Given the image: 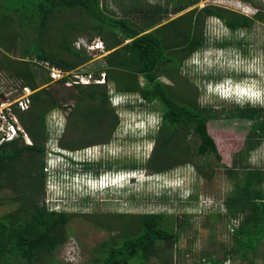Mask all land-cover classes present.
<instances>
[{"label": "trees", "instance_id": "trees-1", "mask_svg": "<svg viewBox=\"0 0 264 264\" xmlns=\"http://www.w3.org/2000/svg\"><path fill=\"white\" fill-rule=\"evenodd\" d=\"M175 3L177 9L173 13L179 14L197 5L199 0H176ZM67 13H78L88 23L69 22L63 28L57 27L56 47L48 46L53 20ZM210 17L222 21L231 31L251 29L256 21L264 23V14L260 11L249 17L222 7L207 6L199 13L193 9L164 25L147 29L108 13L101 0H0V44L7 42L6 46L10 47L15 40H21L25 43L23 56L43 65L34 70L30 67L32 62L12 61L11 58H7L8 64H0V68L15 70V76L23 80L22 88L32 91L27 99L28 108L16 113L24 132L33 141L25 144L21 131L13 139L0 138V205L17 204L13 212L0 215V264H59L54 254L65 243L66 227L74 217L65 211L48 208L44 199L47 182L44 157L50 154L44 145L50 136L47 119L50 113L63 107L49 86L45 87L52 79L43 63L71 73L92 60L85 50L72 44L67 37L69 31L88 30L106 44V51L110 53L104 58L105 67L95 76L101 80L105 74V83L74 81L77 102L69 113L68 125L81 124L86 132L102 130L105 139L102 144L105 145L112 140L119 126L118 106L113 105V98L137 94L148 105H160L161 122L157 131L151 133L155 147L148 161L142 165H123L122 169L139 171L147 168L159 174L201 158L203 164L196 166L198 172L206 179L214 176L215 171L209 170V160L221 161V156L208 132V123L217 117V112L201 106L197 98L178 95L175 88L161 79L167 74L176 80L183 64L206 47L207 38L203 33L205 21ZM152 19L151 25L156 22ZM7 39L11 40L10 44ZM230 44L223 43L222 46ZM236 44L242 46L244 43L238 40ZM236 48L241 53L238 46ZM141 78L145 80L144 85H141ZM67 79L64 78L62 83ZM111 84L116 91L109 88ZM234 105L236 109L226 115L227 119L254 121L246 149L251 152L264 140V101L250 100ZM62 146L70 150L80 147L75 141ZM26 156L29 161L22 166ZM63 158L67 160L62 166L65 175L71 174L72 178L81 164L75 157L65 155ZM103 167L111 169L113 166L90 163L80 172L90 178L99 176ZM228 173L234 174L231 170ZM263 179L261 172L249 174L243 184L236 186L237 197L234 198L256 203L233 229V246L225 251L226 260L233 256L247 264L257 263L256 248L264 241V204L257 202L263 193L255 185ZM8 188L15 195L4 198L1 192ZM132 219L138 223L139 230L125 231L119 241L110 239L98 245L95 248L97 260L93 264H146L158 256L160 244L176 242L179 238V234L170 229L164 214L145 213ZM250 253L253 259H249ZM170 260L165 262L172 264ZM209 261L223 264L217 260ZM261 261L264 264V255Z\"/></svg>", "mask_w": 264, "mask_h": 264}, {"label": "rangeland", "instance_id": "rangeland-1", "mask_svg": "<svg viewBox=\"0 0 264 264\" xmlns=\"http://www.w3.org/2000/svg\"><path fill=\"white\" fill-rule=\"evenodd\" d=\"M175 1L141 2L144 13L133 9L132 23L151 29V17L156 18V23L165 24L193 9L199 13V10L207 6H225L216 0H200L199 4L174 14V9H177ZM228 10L249 17L255 15L254 11L246 10L241 5L236 8L229 6ZM69 22L88 23L78 13L60 15L52 22L48 46L56 47L54 44L58 33L55 29L59 26L63 28ZM258 22L251 29L231 31L222 21L214 17L207 18L203 33L207 38L206 47L183 64L176 80L167 74L161 77L165 84L175 88L178 95L197 98L201 106L213 108L217 112V117L208 123V132L217 145L221 161L213 158L209 160V170L215 171L211 179H206L196 169L197 165L203 164L201 158L159 174L147 168L135 172L122 169L123 165H142L148 161L155 147L151 133L157 131L161 122L160 105H148L137 94L113 99L119 103V126L112 140L105 145L102 144L105 140L102 130L86 132L81 124L68 125L69 113L77 102L74 81L81 82L84 79V82H90V78L96 79V74L101 71L99 69L105 67V56L110 52L106 51L105 43V53L89 52L88 46L100 38L88 30L67 33L72 44L77 49L85 50L92 60L69 73L65 83L62 80L50 81L45 86H49V90L55 93L62 107H65L53 111L47 119L50 136L44 145L50 154L44 157L47 163L45 204L50 209L65 211L74 216L66 227L68 236L65 243L54 254L59 264H93L97 260L95 248L98 245L110 239L119 241L125 231H138V223L132 218L145 213L164 214L170 229L179 234L176 242L160 244L158 256L146 264H167L165 261L169 259H172V264H211L209 259L223 264H247L233 256L227 261L225 251L233 246V229L239 226L242 218L256 203L234 197H237V184H243L247 175L257 172L264 174V140L256 149L248 152L246 149L254 121L244 118L229 120L226 115L235 110L234 104L245 96L264 101V25ZM238 40L244 44L237 45ZM7 41L11 42L10 39ZM83 41L88 43L86 48L80 43ZM4 43V46L0 44V64H8L11 58L12 61L32 62L30 67L34 70L43 66L29 56H23L25 43L21 40H15L10 47L6 46L7 42ZM223 43L231 44L223 47ZM44 66L48 68L51 78L52 68L46 64ZM15 72L0 68V132L8 135L14 126L17 132L18 129L23 132L25 144H32L31 137L24 132L16 113L26 110L21 104L32 91L22 88L23 80L16 77ZM223 79L226 81L219 86L215 85L216 81ZM140 82L141 85L145 84L143 78ZM109 88L116 91L113 84ZM0 135L3 137L2 133ZM74 141L81 148L70 150L62 146ZM191 146H194L193 142ZM63 154L95 160L94 163L99 160L97 162L101 161L106 166L112 165L111 169H101L104 175L98 182L103 188L115 189L95 193L94 189L99 186L97 181L77 173L72 178L71 174L65 175L62 166L67 160ZM28 161V156L24 157L21 165L25 166ZM228 170L234 174L229 175ZM134 177L138 178L137 181L129 182ZM255 187L263 193L257 202L264 204V179ZM1 193L4 198L15 195L10 188ZM16 208L17 204L0 205V215L13 212ZM256 255V264H263L264 241L258 243ZM248 257L253 259L251 253Z\"/></svg>", "mask_w": 264, "mask_h": 264}, {"label": "crops", "instance_id": "crops-1", "mask_svg": "<svg viewBox=\"0 0 264 264\" xmlns=\"http://www.w3.org/2000/svg\"><path fill=\"white\" fill-rule=\"evenodd\" d=\"M101 1L105 7V10L108 13H110L113 16H116L118 18L127 19L132 23V22H134L133 17H134V12L136 10H138V12L141 11L142 13H144L143 12L144 7H141V4H142L141 2L146 3L147 1H150V0H101ZM216 1H219V3L225 5V6H222L225 9L226 8L228 9L229 6L236 8V7H239L241 5L246 10L254 11L255 14L259 11L264 14V0H216ZM199 3H200V0H199ZM134 5H136V7H134ZM148 7H150V9H151L150 5ZM155 7H156V5H155ZM133 9H135V11ZM144 16H145V14H144ZM146 17L147 16H145L144 19H146ZM154 19L156 20V18H154ZM152 21H153V19H152ZM258 23L264 25L263 22H258ZM154 25H155V27H157L158 25L161 26L164 24L154 22L153 26ZM102 53H105V50ZM84 175H85V173H84Z\"/></svg>", "mask_w": 264, "mask_h": 264}, {"label": "built area", "instance_id": "built-area-1", "mask_svg": "<svg viewBox=\"0 0 264 264\" xmlns=\"http://www.w3.org/2000/svg\"><path fill=\"white\" fill-rule=\"evenodd\" d=\"M81 44H83V46L86 48L87 47V42H80ZM104 43L101 41V40H96L94 41L91 45L88 46V51L89 52H104ZM44 65L46 63H43ZM48 67L49 65L46 64ZM53 72L51 73V78H52V82H57V81H61L63 80L64 78L68 77L69 76V73H66V72H63L59 69H56V68H52L51 69ZM93 74H91L90 76H92ZM90 82L87 80L86 82H84V79H81L80 81L81 82H78V83H81V84H89V83H92L93 80H95L96 82L95 83H105V80H106V75L105 74H102V79L101 80H97V79H92L90 78ZM104 82H103V81ZM28 100H25L24 102H22L21 104V107L23 108V106H25V108L27 109L28 108ZM14 135H17V131H16V128H14V126L12 127L10 133H8V135L6 134L5 136H3V138H5V140H10L12 138H14Z\"/></svg>", "mask_w": 264, "mask_h": 264}, {"label": "clouds", "instance_id": "clouds-1", "mask_svg": "<svg viewBox=\"0 0 264 264\" xmlns=\"http://www.w3.org/2000/svg\"><path fill=\"white\" fill-rule=\"evenodd\" d=\"M219 49V48H218ZM220 50V49H219ZM199 53V52H198ZM224 81H226V79L224 80H218V81H216V83H215V85H217V86H219L220 84H222ZM213 82V81H212ZM219 93V92H218ZM255 94H257L256 92H255ZM219 95H220V93H219ZM123 96V95H122ZM121 96V97H122ZM232 96H234V95H232ZM125 97V96H124ZM235 97V96H234ZM234 97H232V98H234ZM259 97H261V96H259ZM115 98H120V97H114L113 99H115ZM118 100V99H117ZM255 101V100H257V99H254V98H251V97H243L242 98V100H239V101H237L238 103L239 102H247V101ZM262 100V99H261ZM259 100H257V102H258ZM112 103H113V105L114 106H119V103L117 102V103H115V101L114 100H112ZM17 131V130H16ZM21 131V129H18V132H17V134L19 133ZM0 133H2V135L3 136H5L6 135V133H4V132H0ZM17 135H15L14 136V138L16 137ZM0 138H1V135H0ZM13 139V138H12ZM56 154H58V153H56ZM60 154H62V153H60ZM64 156L66 155V154H63ZM66 156H68V155H66ZM70 156V155H69ZM70 157H74V156H70ZM85 158H77V157H75V160H77L81 165V167H79L77 170V175H83V173H81L80 172V170L82 169V167H84L85 166V164H90V163H94V161L95 160H84ZM51 160V159H50ZM97 161H99V160H96V163H100V162H97ZM129 172H132L131 170L129 171ZM133 172H135V171H133ZM104 173V171H102L101 173H100V175L98 176V175H95V176H90V178H88L89 180H92V181H100V179H101V177H102V175H104L103 174ZM136 179H138V178H136V177H134V178H132V179H129V182L132 180V181H137ZM132 181H131V183H132ZM98 184H99V182H98ZM112 187H109V188H103V187H101L100 186V184H99V186L97 187V188H95L94 189V192L95 193H103V192H105V191H111V190H113V189H115V188H112ZM116 189H119V188H116ZM93 190V189H92Z\"/></svg>", "mask_w": 264, "mask_h": 264}]
</instances>
